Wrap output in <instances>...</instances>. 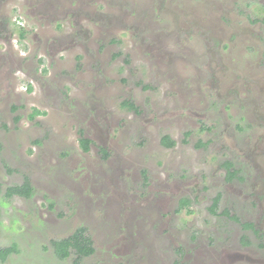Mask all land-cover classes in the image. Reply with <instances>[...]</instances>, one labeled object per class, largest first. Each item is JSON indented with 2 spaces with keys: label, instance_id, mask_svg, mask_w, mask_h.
<instances>
[{
  "label": "rangeland",
  "instance_id": "374dc122",
  "mask_svg": "<svg viewBox=\"0 0 264 264\" xmlns=\"http://www.w3.org/2000/svg\"><path fill=\"white\" fill-rule=\"evenodd\" d=\"M262 17L264 0H0V245L18 249L0 264H72L50 240L81 225L83 264H264ZM25 177L32 196L8 197Z\"/></svg>",
  "mask_w": 264,
  "mask_h": 264
},
{
  "label": "trees",
  "instance_id": "16d2710c",
  "mask_svg": "<svg viewBox=\"0 0 264 264\" xmlns=\"http://www.w3.org/2000/svg\"><path fill=\"white\" fill-rule=\"evenodd\" d=\"M261 20L264 22V17H262ZM20 35L22 36V32ZM122 106L128 107L131 110L135 109V105L127 100L122 102ZM38 113L41 112L35 110L30 115V117H33ZM42 114H45V112H42ZM161 142L166 147H173L176 144V141L174 139H171L168 135H164L161 139ZM79 143L84 151H88V146L90 144V140L88 138L80 136ZM104 155H107V153L105 152ZM225 163L228 169V177L231 178L232 176L235 175L234 170L233 171L229 170V168L232 167V163L230 161H226ZM143 173L145 174V171H143ZM32 193H33V187L27 177L24 178L21 184L9 186L6 189V195L8 197L17 195L24 198H30L32 196ZM220 198H221L220 193H218L213 198L212 204L209 207V210H211L212 213H216L215 209L218 207ZM186 204H187V200L182 199V206H185ZM233 218L237 219L236 217ZM243 227L254 230L253 224L251 222H244ZM255 232H258V230ZM50 244L56 258H58L59 260H65L67 258H71L72 264H83L84 259L92 256L96 250L93 244V240L90 234L88 233L87 228L82 225L78 226L72 233H70L65 237L59 239H51ZM17 250L18 249L16 245L13 243L8 246L0 245V262L6 261L8 256H10L13 253H16Z\"/></svg>",
  "mask_w": 264,
  "mask_h": 264
}]
</instances>
